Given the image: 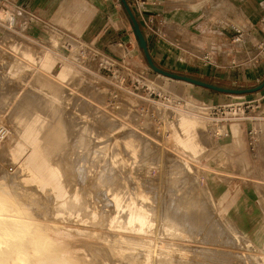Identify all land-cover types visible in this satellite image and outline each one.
<instances>
[{
  "label": "rangeland",
  "instance_id": "rangeland-1",
  "mask_svg": "<svg viewBox=\"0 0 264 264\" xmlns=\"http://www.w3.org/2000/svg\"><path fill=\"white\" fill-rule=\"evenodd\" d=\"M124 1L152 64L167 75L149 66L121 0L116 6L125 20L129 37L123 46L129 52L119 58L79 40L69 48L71 42L59 34L45 42L29 39L10 26L11 13L0 11V125L7 131L0 144V222L4 227L13 222L18 232L0 237L5 252L0 264H264V242L249 239L236 222L239 173L237 162L223 156L227 137L190 119L179 123L182 128H168L178 115L156 111L159 104L202 102L215 107L209 110L215 115L227 112L226 105L240 111L250 106L245 115L264 112V99L246 103L261 98L264 88L227 94L184 80L256 88L264 74L253 82H241V74L264 62L257 45L263 33L246 19L243 44H234L237 16L223 6L193 28L168 24L165 11L176 12L181 0L156 4L157 23L146 14L147 0H141L145 24L134 0ZM261 1L228 2L242 11L260 8ZM195 45L197 52L189 49ZM166 53L172 54L170 61L164 60ZM59 68L68 71L61 82L50 75ZM197 87L207 90L201 97L213 95L220 102L192 98ZM21 142L31 144L32 155L16 158ZM41 165L49 169L39 177ZM221 188L229 194L226 216L217 205Z\"/></svg>",
  "mask_w": 264,
  "mask_h": 264
},
{
  "label": "crops",
  "instance_id": "crops-1",
  "mask_svg": "<svg viewBox=\"0 0 264 264\" xmlns=\"http://www.w3.org/2000/svg\"><path fill=\"white\" fill-rule=\"evenodd\" d=\"M168 1L170 0H147L146 14L155 18L157 23L160 15L155 12L154 6L156 4L163 5ZM228 1L181 0L180 8L171 14L165 11L164 19L168 24L176 22L180 27L193 28L196 25L194 23H199L201 18L211 17L215 9L223 6L225 9H233L237 16V20L233 21L236 27L244 29L246 27L245 20L248 19L252 26L259 27L257 34L259 31L263 33L264 27L261 22L264 20V14L258 15V11L264 0L258 5L260 8L252 7L242 11L236 10ZM116 2L117 0H0V11L3 14L11 13L13 23L10 26L29 39L45 42L52 38L53 34H59L63 37L73 38L75 41L79 40L80 43L93 48L102 55L109 54L119 58V55L129 52V50L126 52L123 46L126 44V38L129 35L125 27V20L120 15ZM222 9L221 13L224 12ZM242 44L243 42L239 45ZM189 49L196 52L199 50L196 45L190 46ZM217 51L215 50L213 54H216ZM217 55L219 54L217 53ZM164 57V60L170 61L172 54L167 56L166 53ZM184 59L182 54L181 63H185ZM263 63L260 62L257 67L254 66L253 69L255 70H251V67L245 68L241 74V82L258 81L257 78L264 74ZM197 89L192 90L190 95L197 101L220 102V99L213 95L211 98L201 97L204 94L203 91L207 90L201 87H197ZM258 113L263 112L259 110ZM258 128L256 122L248 120L229 124L226 127L227 135L225 137L227 139L223 144L228 149L226 153H223V156L227 157L228 160L237 162L239 177L236 222L239 231H244V234L255 242H264V205L262 204V200H264V135L257 133L258 136L254 141H251L249 136V132H255L254 130ZM28 145L30 146L29 152L26 148ZM32 152L31 144L21 142L19 151L15 152V156L19 158V156L32 155ZM47 169H49L48 166L43 167L41 165L37 168L35 175L41 177ZM242 172L245 176L243 179L240 177ZM48 173L55 178L53 169H50ZM210 184L212 187L213 183ZM251 192H254V196H251ZM258 192L260 196H258ZM57 193L58 195L62 193V189H58ZM219 194L217 205L220 206L219 211L226 216L224 202L229 200V194L226 188H221Z\"/></svg>",
  "mask_w": 264,
  "mask_h": 264
},
{
  "label": "bare ground",
  "instance_id": "bare-ground-1",
  "mask_svg": "<svg viewBox=\"0 0 264 264\" xmlns=\"http://www.w3.org/2000/svg\"><path fill=\"white\" fill-rule=\"evenodd\" d=\"M6 14V13H5ZM4 14V15H5ZM1 15V14H0ZM2 16V15H1ZM6 16V15H5ZM3 17V16H2ZM7 18V17H6ZM11 19V18H10ZM238 28V27H237ZM239 30H242V28H238ZM66 39H68L70 42L71 45H69V48H73L72 46H78L77 44H79L78 42L75 41V39L73 38H70V37H64ZM32 54V53H31ZM33 57V56H32ZM34 58V57H33ZM37 60V59H36ZM36 63V62H35ZM42 63V62H41ZM107 63L109 64V62L107 61ZM40 67V66H39ZM56 70V69H55ZM54 72V71H53ZM51 73V72H50ZM73 73V72H72ZM51 77L59 82H61V79H66L67 76H68V71L63 69V68H59L57 69V71L55 73H52L50 74ZM70 75V74H69ZM54 80V82H55ZM13 84V83H12ZM51 84V83H49ZM57 84V83H56ZM14 85V84H13ZM54 85V84H53ZM237 98H240V97H237ZM239 103H237L238 105ZM162 106V109L161 110H158L156 109L157 112H159L162 116L165 117V114H167L169 117L168 118H172L171 116L172 115H178L177 118L175 119V123L172 125L169 124V126L167 125V121L164 120V125L168 126V128H171L172 126H181V128L183 127L181 124L179 125V123H181L182 121H184L185 119H190V120H193L195 121L197 124L201 123V121L205 122L207 124L208 127H210V132H212L213 134H215L216 136H225L227 135V132H226V127L229 124L231 123H236V122H240V121H252V122H256L257 125H258V129L254 130L256 133H258L259 135H264V112L263 113H259V114H256V115H245V114H242V111H238L237 113H233V114H229L228 112H225V114H222V115H217V116H213L210 112H209V107L207 105H205L204 103H198V105L194 104V103H188V102H174L173 104H159ZM157 107V106H156ZM160 108V107H158ZM191 122V121H190ZM218 122H222L221 123V126L215 128V126H218ZM171 125V126H170ZM193 125V124H192ZM1 127H3V129L5 130V135H4V138L7 134V131L5 129L4 126L0 125ZM185 129V128H184ZM177 131L178 128H177ZM205 133V132H204ZM174 134V133H173ZM197 134V133H196ZM202 135L203 133H199L197 135ZM206 134V133H205ZM171 133H169L168 136H170ZM186 135V134H185ZM187 136V135H186ZM201 137V136H200ZM203 137V136H202ZM201 137V139H202ZM205 137V135H204ZM203 137V139H205ZM3 138V139H4ZM200 139V140H201ZM193 141V140H192ZM202 141V140H201ZM1 144V143H0ZM196 144V143H195ZM180 149L182 150V147H180ZM183 151V150H182ZM180 153V152H179ZM178 153V154H179ZM183 153H187L185 151H183ZM185 155V154H184ZM182 156V155H181ZM180 166V165H179ZM181 167V166H180ZM192 167V166H191ZM182 168V167H181ZM182 176V175H181ZM119 183V182H118ZM6 198V197H5ZM117 198V197H116ZM113 199V198H112ZM120 200V199H119ZM6 201V200H5ZM3 202V201H2ZM11 207V206H10ZM14 213V212H13ZM112 213V212H110ZM109 213V214H110ZM130 213V212H129ZM135 213V212H134ZM16 214V213H15ZM120 214V213H119ZM151 214V213H150ZM102 215V214H100ZM108 216V214H107ZM111 216V214H110ZM109 216V217H110ZM104 217V216H103ZM135 217V215H134ZM107 218V217H106ZM104 218V219H106ZM126 218V216H125ZM102 220L103 222L105 220ZM25 220V219H23ZM27 220V219H26ZM147 220V218H146ZM153 221V220H152ZM102 222V224H103ZM133 222H135V224H138L140 226L143 225L142 221L140 219H133ZM13 222H11L8 226L5 225V227L3 226L4 222H0V237L2 238L3 234H5L7 231H8V234L10 233L11 235H14L15 233H18L16 232L17 229L14 228V224H12ZM125 223V222H124ZM24 224V223H23ZM101 224V223H100ZM106 224V223H105ZM134 224V223H133ZM132 224V225H133ZM142 224V225H141ZM12 225V226H11ZM7 226V227H6ZM167 226V225H166ZM16 227V225H15ZM6 228V229H5ZM101 228V227H100ZM106 228V227H105ZM140 228V227H139ZM20 229V228H19ZM24 231V229H20V232ZM139 231V230H138ZM156 231V229H155ZM106 233V232H105ZM160 233V231H159ZM7 234V233H6ZM107 234V233H106ZM102 235V234H101ZM41 240L42 238L44 237H41ZM129 238V237H127ZM45 239V238H44ZM131 239V238H130ZM138 239V238H136ZM47 241V240H46ZM163 243V242H162ZM2 246V245H1ZM2 251V249H0ZM56 250V248H55ZM156 250V249H155ZM0 251V252H1ZM48 251V250H47ZM57 251V250H56ZM2 254H4L3 252H1ZM53 254V253H51ZM58 254V253H57ZM112 255V254H111ZM157 255V254H156ZM108 256V255H107ZM96 257V256H95ZM110 257V256H109ZM45 258V257H44ZM107 258V257H106ZM19 259V258H18ZM16 258V260H18ZM59 259V258H58ZM64 259V258H63ZM134 259H136L134 257ZM49 260V259H47ZM133 260V259H132ZM111 261V260H110ZM113 261H116V260H113ZM156 261V260H155ZM158 261V260H157ZM160 261V260H159ZM112 262V261H111ZM125 262V261H124ZM129 261H127L128 263ZM131 262V261H130ZM21 263V262H20ZM51 263V262H49ZM56 263V262H54ZM114 263V262H113ZM116 263V262H115ZM121 263V262H120ZM14 264V263H13ZM24 264V263H23ZM41 264V263H40ZM45 264V263H43ZM63 264V263H62ZM126 264V263H125ZM130 264V263H129ZM132 264V263H131ZM134 264V262H133Z\"/></svg>",
  "mask_w": 264,
  "mask_h": 264
},
{
  "label": "water",
  "instance_id": "water-1",
  "mask_svg": "<svg viewBox=\"0 0 264 264\" xmlns=\"http://www.w3.org/2000/svg\"><path fill=\"white\" fill-rule=\"evenodd\" d=\"M122 3L124 4V7L127 10L128 15L130 16L131 22H132V29H133V33L137 38V42L139 44V47L144 51L145 55H146V59L147 62L149 64V66H151L155 71L161 73V74H165L167 75L165 72H162L161 70H158L157 68L154 67V65L152 64L150 58L148 57L147 51H146V43L144 40V37L142 35V32L136 22V20H134L132 13L130 12V10L128 9L126 3L124 0H121ZM184 80L194 83L195 85L201 86V87H205L214 91H218L221 93H227V94H237V93H252V92H256V91H260L264 88V82L261 83L259 86H257L254 89H250V90H232V89H225V88H219L217 86L211 85V84H207L204 82H200V81H195L189 78H184Z\"/></svg>",
  "mask_w": 264,
  "mask_h": 264
},
{
  "label": "built area",
  "instance_id": "built-area-1",
  "mask_svg": "<svg viewBox=\"0 0 264 264\" xmlns=\"http://www.w3.org/2000/svg\"><path fill=\"white\" fill-rule=\"evenodd\" d=\"M134 4L138 7V10L140 11L141 9H140V7L141 6H143V5H145L143 2H141V0H134ZM143 13H142V11H140V18H141V20L146 24L147 22H146V20H144V18H143ZM151 21H149V23H150ZM262 25H263V27H264V20H262ZM233 30L236 32V37H234V39L232 40V42L234 43V44H239V43H241L242 41H243V38H242V30H238V29H236V28H233ZM258 45V47H259V49L260 50H264V32H263V34H262V37H261V42L259 43V44H257ZM204 59L205 60H207L208 61V56L207 55H205V57H204ZM150 95V94H149ZM262 99H264V95L261 97V98H259V99H257V100H252V101H248V102H246V103H248L247 105H250V104H254V102H259V101H261ZM241 105H243V104H241ZM233 106H231V105H226L225 106V108H226V111L229 113V114H233V113H237L239 110H240V108H238L237 106V108H232ZM259 107V104L258 105H256L254 108H258ZM210 108H215V107H209V110H210ZM248 108H250V106H246L243 110H242V114H245V109H248ZM215 110V109H214ZM213 110V111H214ZM220 111V115H222V114H225V112H221L222 110H219ZM212 114V113H211ZM216 113H213L212 115L213 116H217V115H215ZM218 123H222V122H218ZM4 135H5V130L3 129V127H1L0 126V143L3 141V138H4ZM226 136V135H225ZM249 136H250V140L251 141H254L256 138H257V136H258V134L256 133V132H249Z\"/></svg>",
  "mask_w": 264,
  "mask_h": 264
},
{
  "label": "trees",
  "instance_id": "trees-1",
  "mask_svg": "<svg viewBox=\"0 0 264 264\" xmlns=\"http://www.w3.org/2000/svg\"><path fill=\"white\" fill-rule=\"evenodd\" d=\"M219 88H221V87H219Z\"/></svg>",
  "mask_w": 264,
  "mask_h": 264
}]
</instances>
